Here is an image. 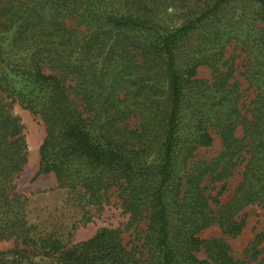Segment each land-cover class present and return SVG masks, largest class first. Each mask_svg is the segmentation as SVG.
<instances>
[{
  "label": "trees",
  "instance_id": "16d2710c",
  "mask_svg": "<svg viewBox=\"0 0 264 264\" xmlns=\"http://www.w3.org/2000/svg\"><path fill=\"white\" fill-rule=\"evenodd\" d=\"M191 1L0 0V240L44 255L63 249L59 238L29 224L28 198L16 192L27 146L5 102L11 98L45 127L34 178L51 173L58 188L81 187L98 205L118 185L128 225L144 224L136 253L125 249L118 229L103 228L52 264H264V233L251 243L249 260H235L220 238L198 237L212 224L239 235L244 221L235 219L237 211L264 205V0H254L249 18L240 16L247 21L242 31L225 14L240 0H205L178 27L159 20L161 11ZM232 41L254 60L258 86L249 119L241 115L232 68L224 69ZM182 53L187 61L178 66ZM199 66L212 70L210 81L196 78ZM239 126L242 139L235 136ZM212 133L221 151L187 167L193 152L211 146ZM241 162L232 199L209 210L207 184L225 181ZM200 251L206 259L196 256ZM5 254L7 264L36 255L12 249L0 259Z\"/></svg>",
  "mask_w": 264,
  "mask_h": 264
},
{
  "label": "rangeland",
  "instance_id": "374dc122",
  "mask_svg": "<svg viewBox=\"0 0 264 264\" xmlns=\"http://www.w3.org/2000/svg\"><path fill=\"white\" fill-rule=\"evenodd\" d=\"M205 0H192L190 7H169L159 14V20L168 27H178L185 19L188 11H194L196 7H203ZM226 15L232 16L237 21L238 31L247 27V21H241L240 17L249 18L250 11H253L254 0H240L227 6ZM242 34H245L243 31ZM241 34V35H242ZM244 39V38H243ZM194 40V38H193ZM187 53H182L178 61V66L186 63ZM223 61L226 66L232 68L231 82L240 93V112L246 119L250 118V110L258 86L254 74L253 56L249 55V49L240 42L232 41L226 47ZM196 78L202 80L212 79V70L208 66H199ZM78 110H81V102L76 97H71ZM10 112L18 118L22 126V136L27 146L26 163L15 179L16 192L28 198L27 220L33 225L40 235H51L62 241L63 249L58 253L44 255L37 253L31 248L24 247L20 243H15L13 239L0 240V252H8L12 249L35 252L34 257H30L21 264H52L61 253L71 248L73 245L91 238L100 229H118L121 232L122 245L127 251L134 253L140 250L141 232L144 224L128 225L129 213L122 206L121 188L118 185L110 186L103 194L100 204L88 202V195L81 187L74 190L58 188L57 180L53 174L40 175L34 178L39 165V147L45 138V127L37 114L25 108L18 101L7 98ZM181 120V134L186 135L185 115ZM136 121L132 119L130 126L134 127ZM213 142L209 147H200L193 156L185 163L187 167L201 160L209 161L216 157L221 151L219 137L212 133ZM235 136L237 139L244 137V130L238 127ZM177 175L183 169V158H178ZM245 162H241L233 171L232 175L223 182L207 184L206 194L209 196V210L215 211L221 204L230 201L235 194L238 185L242 180V172ZM223 185V188H222ZM222 189V190H221ZM236 220L244 221V226L239 235L234 237L225 235L221 229L212 224L200 231V239L220 238L229 247L231 256L235 260H249L248 249L255 240V236L264 233V205L252 204L242 207L235 215ZM263 247L261 245L259 248ZM199 259H206L204 251L196 254ZM260 256H257L259 259ZM0 263H8V254L1 257ZM254 264L255 262H251Z\"/></svg>",
  "mask_w": 264,
  "mask_h": 264
}]
</instances>
